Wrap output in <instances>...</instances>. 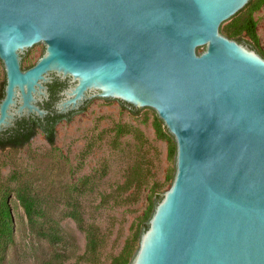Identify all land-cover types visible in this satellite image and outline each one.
I'll list each match as a JSON object with an SVG mask.
<instances>
[{"label":"water","instance_id":"1","mask_svg":"<svg viewBox=\"0 0 264 264\" xmlns=\"http://www.w3.org/2000/svg\"><path fill=\"white\" fill-rule=\"evenodd\" d=\"M250 1L0 0V135L43 119L58 77L61 121L117 101L174 140L130 264H264V59L223 35Z\"/></svg>","mask_w":264,"mask_h":264},{"label":"rangeland","instance_id":"2","mask_svg":"<svg viewBox=\"0 0 264 264\" xmlns=\"http://www.w3.org/2000/svg\"><path fill=\"white\" fill-rule=\"evenodd\" d=\"M252 16L259 50L247 36L237 41L264 59V3ZM154 118L150 109L133 116L117 101L94 99L56 125L54 146L38 131L22 148L0 150V195L12 218L0 264H44L55 253L64 264H111L126 243L136 249L152 193L171 183L174 155ZM20 195L34 201L32 220Z\"/></svg>","mask_w":264,"mask_h":264},{"label":"trees","instance_id":"3","mask_svg":"<svg viewBox=\"0 0 264 264\" xmlns=\"http://www.w3.org/2000/svg\"><path fill=\"white\" fill-rule=\"evenodd\" d=\"M263 3L264 0H252L248 5L249 11L246 14H244V17L238 18L237 16H234L233 18H231V24L224 30V33L228 37L239 41H243L242 40L243 37L247 36L251 40L252 45L259 50L258 36L256 33V24L255 21L253 20L252 13L258 10ZM2 96H3V88L1 89L0 92V98ZM123 106L127 107V105L125 104H123ZM130 111L134 112L135 110L131 108ZM70 117L71 116H69L68 118ZM60 119L61 117L58 118V120ZM56 121L57 120H55L54 124L50 125L49 127L42 126L44 131V136L50 145L55 144ZM154 129L156 134L160 138H164L168 140L170 144L169 153L171 155H175L176 146L174 140L167 131L163 122L157 116V114L155 115L154 118ZM35 134H36L35 126L27 128L26 126H24L23 122H19L18 126L15 129L0 136V149L3 150L6 149L7 147L14 149L22 148L26 143L29 142V140ZM161 198H162L161 195L157 196L155 202L153 203L151 214L154 211V207L156 206V203ZM19 200L23 205V207L25 208L27 215L32 220V215L35 211L34 201L25 195H20ZM151 214L149 215V218ZM147 227H148V222L144 224L141 231L134 236L132 241L134 242L139 241L140 235L144 232V230L147 229ZM11 235H12V218H11L10 208L8 206V198L6 195L1 194L0 195V239L4 237H11ZM134 252H135V246L131 242L126 243L122 251L116 257L113 258L111 264H130L132 258L134 257ZM63 261H64L63 255H61L60 253H55V255L47 259L44 262V264H64Z\"/></svg>","mask_w":264,"mask_h":264},{"label":"flooded vegetation","instance_id":"4","mask_svg":"<svg viewBox=\"0 0 264 264\" xmlns=\"http://www.w3.org/2000/svg\"><path fill=\"white\" fill-rule=\"evenodd\" d=\"M252 1V0H251ZM250 1V2H251ZM249 2V3H250ZM248 5V4H247ZM242 11V10H241ZM25 56V55H24ZM31 67V66H30ZM68 86V79L66 80H61L59 79L58 77H54L52 79V82L48 84V95H49V98L48 100H45L43 102V104L41 105L42 108L48 110V114L43 118H39V117H36V116H30L29 118H22L20 120H18L15 124L14 127L8 129L7 131L3 132L0 136L4 135L5 133H8L10 132L11 130L15 129L17 126H18V123L19 122H23L24 126H26L27 128H30V127H34L35 126V129H36V134L38 131L42 132L44 134V131H43V127L42 126H47L49 127L50 125L54 124L55 120L56 121V124H55V127L56 125L61 121V120H64V119H67L69 116H72L74 113L76 112H70L66 115H60L56 112V109H55V105L56 103L60 100L61 98V95L60 93ZM2 98V97H1ZM78 112V111H77ZM60 120H58V118H60ZM36 134L33 136L35 137ZM32 137V138H33ZM31 138V139H32ZM30 139V140H31ZM29 140V142H30ZM28 142V143H29ZM27 144V143H26ZM25 144V145H26ZM24 145V146H25ZM7 148H10V147H7ZM6 148V149H7Z\"/></svg>","mask_w":264,"mask_h":264}]
</instances>
